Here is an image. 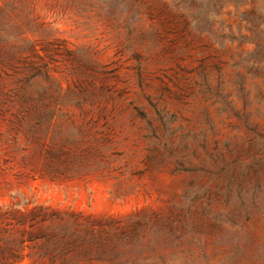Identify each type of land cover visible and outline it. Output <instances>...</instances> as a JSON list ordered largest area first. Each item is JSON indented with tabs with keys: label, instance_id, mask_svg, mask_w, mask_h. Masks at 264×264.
<instances>
[{
	"label": "rangeland",
	"instance_id": "rangeland-1",
	"mask_svg": "<svg viewBox=\"0 0 264 264\" xmlns=\"http://www.w3.org/2000/svg\"><path fill=\"white\" fill-rule=\"evenodd\" d=\"M250 127L264 0H0V264H264Z\"/></svg>",
	"mask_w": 264,
	"mask_h": 264
},
{
	"label": "trees",
	"instance_id": "trees-1",
	"mask_svg": "<svg viewBox=\"0 0 264 264\" xmlns=\"http://www.w3.org/2000/svg\"><path fill=\"white\" fill-rule=\"evenodd\" d=\"M249 130L257 136L256 140L248 142L247 155L251 158L250 161L247 163L233 161L231 164H223V168L219 171L224 172V168L226 169L228 186L224 195L227 198L230 197L234 189L240 192L244 186L252 182L261 184L260 178L264 177V135L257 133L256 128L250 127ZM253 209L257 210L256 205L253 206Z\"/></svg>",
	"mask_w": 264,
	"mask_h": 264
}]
</instances>
